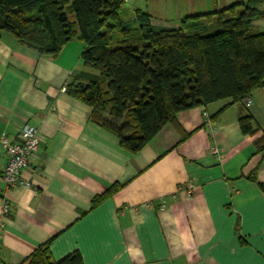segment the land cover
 <instances>
[{
  "label": "crops",
  "instance_id": "obj_1",
  "mask_svg": "<svg viewBox=\"0 0 264 264\" xmlns=\"http://www.w3.org/2000/svg\"><path fill=\"white\" fill-rule=\"evenodd\" d=\"M245 2L127 0L121 12L134 27L138 10L153 27L180 29L185 17ZM257 8L264 11V0ZM251 25L264 33V20ZM83 48L74 38L46 57L8 35L0 40V141L15 143L24 126L39 136L25 171L28 189H6L0 144V211L3 199L9 203V214H0V264H24L50 239L55 262L77 252L83 264H264V150L255 145L264 137V85L241 102L179 113L178 128L164 126L130 154L65 91L98 79L81 61ZM245 116L254 135L241 133ZM113 185L119 190L92 207Z\"/></svg>",
  "mask_w": 264,
  "mask_h": 264
},
{
  "label": "trees",
  "instance_id": "obj_2",
  "mask_svg": "<svg viewBox=\"0 0 264 264\" xmlns=\"http://www.w3.org/2000/svg\"><path fill=\"white\" fill-rule=\"evenodd\" d=\"M259 1L185 17L180 29H170L153 27L149 15L138 10L137 26H124L121 8L127 0H0V40L8 35L46 57L57 56L74 38L82 41L81 61L98 79L70 83L65 91L91 109L92 124L135 154L164 126L178 128L179 113L227 99L241 102L264 85V33L251 25L264 20ZM238 124L242 134L258 131L250 116ZM263 142L264 137L255 143L257 151L264 150ZM119 188L111 186L91 206ZM51 241L24 264H83L77 252L55 262Z\"/></svg>",
  "mask_w": 264,
  "mask_h": 264
},
{
  "label": "built area",
  "instance_id": "obj_3",
  "mask_svg": "<svg viewBox=\"0 0 264 264\" xmlns=\"http://www.w3.org/2000/svg\"><path fill=\"white\" fill-rule=\"evenodd\" d=\"M245 104L250 105L251 100L246 99ZM202 116L204 125L210 128V118L204 112ZM0 144L7 156V162L2 173V180L6 189L30 188V181L25 176V171L28 168L29 159L35 155L39 146L37 131L30 126H24L20 130L18 140L15 143H9L5 139H1ZM211 153L218 158L221 156L220 149L216 147L211 150ZM190 191L191 189L187 190V194ZM0 214L2 218L9 214V203L6 199L1 201Z\"/></svg>",
  "mask_w": 264,
  "mask_h": 264
},
{
  "label": "rangeland",
  "instance_id": "obj_4",
  "mask_svg": "<svg viewBox=\"0 0 264 264\" xmlns=\"http://www.w3.org/2000/svg\"><path fill=\"white\" fill-rule=\"evenodd\" d=\"M122 8L124 9L125 7L122 6ZM122 20H123L124 26L129 27V28L133 27L131 17L129 14L122 16ZM115 37H116L115 39H118V40L122 38V36L120 34H116ZM115 43L116 42L112 43L111 47H115Z\"/></svg>",
  "mask_w": 264,
  "mask_h": 264
}]
</instances>
